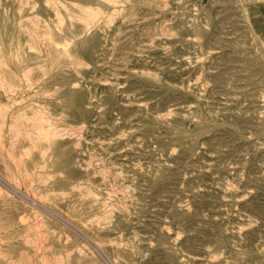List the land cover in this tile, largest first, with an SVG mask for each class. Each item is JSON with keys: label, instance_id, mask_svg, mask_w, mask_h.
<instances>
[{"label": "rangeland", "instance_id": "obj_1", "mask_svg": "<svg viewBox=\"0 0 264 264\" xmlns=\"http://www.w3.org/2000/svg\"><path fill=\"white\" fill-rule=\"evenodd\" d=\"M24 1L0 0L3 70L18 86L9 96L0 90V103L21 109L3 133L24 165L7 160L12 183L55 224V256L264 264L262 0ZM49 33L61 49L92 48L79 51L81 65L67 59L46 72ZM69 88L81 93L82 115L66 107ZM39 107L62 134L44 152L43 142L31 145ZM15 200L6 217L25 204Z\"/></svg>", "mask_w": 264, "mask_h": 264}, {"label": "bare ground", "instance_id": "obj_2", "mask_svg": "<svg viewBox=\"0 0 264 264\" xmlns=\"http://www.w3.org/2000/svg\"><path fill=\"white\" fill-rule=\"evenodd\" d=\"M27 1V0H25ZM24 1V2H25ZM30 1V0H29ZM113 0H111L112 2ZM115 1V0H114ZM151 2V1H150ZM264 3V0H262ZM110 4V0L107 2ZM116 3V1H115ZM74 4V3H73ZM72 4V5H73ZM113 4V3H112ZM25 5V3L23 4ZM32 5V4H31ZM77 5V4H76ZM27 6V4H26ZM19 7V6H18ZM22 7V6H20ZM28 7V6H27ZM24 8V7H23ZM20 9V8H19ZM80 9V8H79ZM254 9V8H253ZM57 10V9H56ZM80 11V10H79ZM255 11V10H254ZM259 11V10H258ZM55 12V11H54ZM264 12V11H263ZM58 14V13H57ZM87 15L89 18L94 19L97 17V14L92 11H87ZM57 17V16H56ZM71 17V16H70ZM76 18V17H75ZM80 18V17H79ZM58 19V18H57ZM78 19V18H76ZM37 20V19H36ZM39 20V19H38ZM82 20V19H81ZM86 20V19H84ZM253 21V20H252ZM62 22V21H61ZM60 22V23H61ZM89 22V21H87ZM91 22V21H90ZM89 22V23H90ZM89 23H84V26L89 25ZM31 24V23H30ZM78 24V23H75ZM92 24V23H91ZM23 25V24H22ZM83 26V27H84ZM90 26V25H89ZM255 26V25H254ZM257 26V25H256ZM22 27V26H21ZM69 26L68 28H70ZM258 27V26H257ZM264 28V26H263ZM22 30V29H21ZM28 30V29H27ZM57 30V29H56ZM43 31V30H42ZM70 31V30H68ZM90 31V30H89ZM47 32H53V30H48ZM25 33V32H24ZM31 36V34H28ZM33 36V35H32ZM31 36V37H32ZM35 37V36H34ZM212 37V36H211ZM42 38V36H41ZM45 46H46V60L48 63V70L46 72L53 71L55 69H59L61 67V64L70 61L73 65H81L82 64V56L79 51H81L84 48H92L90 46L89 42H83L76 46H74L73 49H61L57 46L56 42L53 39V36L51 33L45 34ZM36 39V37H35ZM38 40V39H37ZM47 41V42H46ZM115 43V42H114ZM66 44V43H65ZM87 44H89L87 46ZM37 45V44H36ZM72 45V44H71ZM39 49V48H38ZM10 58V57H9ZM68 59V60H67ZM13 61V60H12ZM30 62V61H29ZM17 63V62H16ZM26 64V63H25ZM6 65V62L4 58L0 54V90H3L1 95H8L13 94L14 91L17 89V84L13 80V72H5L3 70V66ZM17 65V64H16ZM14 67V66H13ZM17 67V66H16ZM2 68V69H1ZM15 68V67H14ZM36 68V67H34ZM30 69H27V71ZM26 73V72H25ZM23 74V73H22ZM30 76V75H29ZM26 77V76H23ZM60 79V78H59ZM28 81V79H27ZM26 81V82H27ZM29 82V81H28ZM83 94V93H82ZM15 96V95H14ZM62 98L64 99L65 104L67 105L68 109L73 111L75 114H81L82 111L79 108V100L82 99L81 93L78 91H73L70 88L62 95ZM20 102V101H19ZM18 103V102H17ZM13 104V103H12ZM20 108H15L13 105H9L7 103H0V158L4 163L5 168L7 169V179L0 176V183L3 185L2 187H5L6 190L13 194H0V204L2 205V208H0V264H66V261L64 260L65 257H57L55 256L54 249L52 250L51 247H53L50 244V241L52 239V235L54 234L52 232V229L55 228L54 226L49 227L48 223L51 222V219L46 218L43 214L47 213L43 209V207L40 205V202L37 201V198L31 197L28 194L20 193L19 189L17 188V183L14 181L15 185L12 183L13 180H16V175L11 171L10 166L8 165L7 160H13L17 164H20L22 162L21 156L17 159L15 153L11 151L10 149H6L5 147V141H4V133H3V127H5V120L8 117H13L14 115H18ZM84 115V114H83ZM86 116V115H85ZM16 117V116H15ZM23 117V116H22ZM30 118V117H29ZM14 119V117H13ZM33 130L35 136L31 139V145L35 149L37 147V144L40 142H43L44 148L43 152L47 149H50L52 144L56 142L62 134L58 131V129L55 128V126L52 124L51 117L47 111L46 107H39L33 112ZM29 125V124H28ZM31 127V126H30ZM29 128V126L27 127ZM10 129V128H9ZM24 129V128H23ZM9 131V130H8ZM15 131V130H14ZM14 131H12L10 134H12ZM17 131V130H16ZM15 131V132H16ZM24 131V130H23ZM22 132V131H21ZM28 132V131H27ZM77 132V131H76ZM8 133V132H7ZM17 133V132H16ZM24 133V132H23ZM62 133V132H61ZM22 136V133H20ZM67 134V133H66ZM24 135V134H23ZM26 135V134H25ZM10 136V135H9ZM28 136V135H27ZM32 136V135H31ZM18 137V135H17ZM30 137V135L28 136ZM12 139V138H11ZM15 136L13 137V140L15 142ZM27 139V138H26ZM10 142V141H9ZM13 142V143H14ZM15 144V143H14ZM12 145V143H11ZM64 145V144H63ZM10 145H8L9 147ZM15 147V146H14ZM9 148H12L11 146ZM58 148V147H57ZM13 149V148H12ZM41 149V151H42ZM56 150V149H55ZM25 153V152H24ZM27 153V152H26ZM25 153V155H26ZM24 155V156H25ZM5 158V159H4ZM43 159V158H42ZM26 162V161H25ZM14 164V163H13ZM16 164V165H17ZM14 166L15 169L17 166ZM22 164H20L21 167ZM24 167V165H22ZM63 166V165H62ZM19 168V167H18ZM113 168V167H112ZM82 169V168H81ZM23 170V169H22ZM24 173V171H22ZM25 170V169H24ZM17 171V169H16ZM20 172V171H19ZM18 173V171H17ZM20 173V174H22ZM26 173L24 174V176ZM28 175V174H27ZM26 175V176H27ZM38 175V174H37ZM20 176V175H19ZM8 177L11 179L8 180ZM37 177V176H36ZM28 178V177H27ZM26 179V178H25ZM29 180V179H28ZM31 180V179H30ZM23 181V180H22ZM27 181V180H24ZM23 181V182H24ZM29 182V181H28ZM32 182V180L30 181ZM19 183V182H18ZM26 183V182H25ZM37 183V182H36ZM27 187V185H25ZM19 187V186H18ZM21 187V186H20ZM19 187V188H20ZM3 188H1L2 190ZM28 189V188H26ZM5 190V189H4ZM5 190V191H6ZM32 190V189H31ZM25 191V190H23ZM3 192V191H1ZM17 193V194H16ZM20 193V194H18ZM91 194V193H89ZM88 194V195H89ZM33 196V194H32ZM96 198V197H95ZM15 199L22 200L25 204H23L21 209H17V214L13 217H6L5 214L7 213V210H10L11 207H15L13 201ZM60 200V199H59ZM16 201V200H15ZM21 201V202H22ZM27 205H31L38 209V211H35L34 208L32 210H27ZM11 206V207H10ZM2 209V210H1ZM31 209V208H30ZM48 209V208H47ZM34 210V211H33ZM25 213V215H23ZM53 213V212H52ZM48 214V213H47ZM51 214V213H50ZM55 214V213H54ZM46 215V214H45ZM57 215V214H56ZM52 216V214H51ZM58 216V215H57ZM60 217V216H59ZM50 218V216H49ZM56 218V217H54ZM61 218V217H60ZM31 219L32 221H29ZM61 221V220H60ZM54 222V221H53ZM64 222V221H61ZM16 223H23V229L18 230L15 226ZM59 223V222H58ZM66 224V223H65ZM69 227V226H68ZM75 227V226H74ZM77 232V231H76ZM18 235L19 240L13 241L14 236ZM32 236V238H31ZM58 236V235H57ZM56 236V237H57ZM63 236V235H60ZM59 236V237H60ZM58 237V238H59ZM55 238V237H54ZM84 238V237H83ZM87 241V240H86ZM60 241L58 239L56 247L61 246L59 244ZM104 245V244H103ZM105 246V245H104ZM88 247V246H87ZM95 247L100 249V246L98 244H95ZM106 247V246H105ZM82 248V247H81ZM94 248V247H93ZM49 249V251H48ZM120 250V249H119ZM122 250V249H121ZM81 251V250H79ZM78 251V253H79ZM86 251V250H85ZM94 251V250H93ZM92 251V252H93ZM96 251V250H95ZM57 252V251H56ZM83 252V251H81ZM76 254L78 255L77 258L84 259L83 253ZM98 252V251H96ZM101 252V249L99 250ZM98 252V253H99ZM60 253V252H59ZM86 253V252H85ZM89 253V252H88ZM91 254V252L89 253ZM102 254V253H100ZM110 254V253H109ZM60 255V254H59ZM70 255V254H69ZM75 255V256H76ZM86 255V254H85ZM105 255V254H104ZM71 256V255H70ZM67 257V256H66ZM79 258V259H80ZM67 259V258H66ZM106 260V259H105ZM78 261V260H77ZM76 261V262H77ZM117 262V261H116ZM68 264V263H67Z\"/></svg>", "mask_w": 264, "mask_h": 264}]
</instances>
